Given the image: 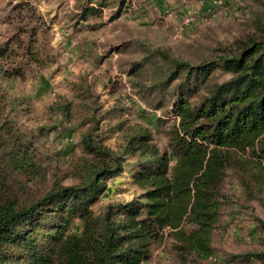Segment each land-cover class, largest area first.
<instances>
[{"label":"rangeland","instance_id":"374dc122","mask_svg":"<svg viewBox=\"0 0 264 264\" xmlns=\"http://www.w3.org/2000/svg\"><path fill=\"white\" fill-rule=\"evenodd\" d=\"M90 8L98 13L83 19ZM253 41L264 42V0H0V199L29 205L84 186L100 160L82 145L89 136L124 158L90 205L93 216L143 204L142 159L124 148L149 136L171 174L173 104L186 80L172 75V60L215 64L184 91L194 107L233 77L222 60ZM227 152L209 255L188 248L196 227L183 218L147 238L141 264H264V158L257 147ZM58 218L47 215L36 231L53 232ZM80 227L73 220L69 231Z\"/></svg>","mask_w":264,"mask_h":264},{"label":"trees","instance_id":"16d2710c","mask_svg":"<svg viewBox=\"0 0 264 264\" xmlns=\"http://www.w3.org/2000/svg\"><path fill=\"white\" fill-rule=\"evenodd\" d=\"M97 10L86 9L82 18ZM172 61V75L186 72V80L173 104L177 125L170 140L175 159L171 174L165 154L159 156L148 144L149 136L130 137L124 153L142 159L136 182L145 189L146 201L135 207L117 206V212L108 206L93 216L90 205L104 189V181L121 171L124 158L93 146L85 136V150L100 160L89 169L84 186L49 192L29 205L0 199V264H141L149 253L147 238L164 226L175 228L183 218L196 227L186 238L188 248L209 255L227 167L225 153L247 148L255 152L257 147L264 158V42L253 41L240 54L223 59L233 77L213 86L194 107L184 91L203 84L215 64ZM53 213L59 215L54 231H36ZM73 220L80 222L79 233L69 231Z\"/></svg>","mask_w":264,"mask_h":264}]
</instances>
